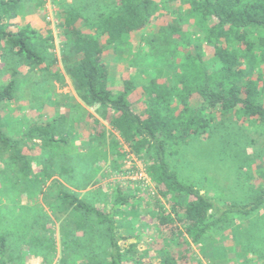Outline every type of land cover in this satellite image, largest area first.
Segmentation results:
<instances>
[{
  "label": "trees",
  "instance_id": "trees-1",
  "mask_svg": "<svg viewBox=\"0 0 264 264\" xmlns=\"http://www.w3.org/2000/svg\"><path fill=\"white\" fill-rule=\"evenodd\" d=\"M33 1L0 0V76L10 74L0 83V103L25 90L33 82L32 73L46 71L60 77L54 69L58 58L51 28L37 27L30 17L21 15L22 8ZM172 1L111 0L97 15L74 6L61 13L58 23L60 59L83 111L93 119L94 137L103 141L107 133L89 110L106 119L146 162L159 196L169 201V210L158 217L164 240L169 242L161 250L160 264L185 263L184 248L190 250L191 243L224 227L233 217L250 215L264 206V189L245 203H215L195 184L182 181L170 163L192 136L207 138L218 117L264 123V0H184L185 10L175 15L168 10ZM162 8L171 15L167 25L142 42L149 56L172 64L174 77L161 70L143 85L142 96L135 98L137 85L131 76L121 86H113L101 38L106 37L107 46L122 47L153 23ZM191 22L204 23L202 40L191 37L185 27ZM205 43L212 64L205 57ZM196 98L199 105L194 104ZM70 122H75L73 114H57L32 123L16 138L4 130L0 119V159L8 158L6 162L11 160L13 165L19 161L15 171L41 190L50 181L43 194L45 208L40 205L39 210L21 214L14 208L0 210V264H31L28 253L39 256L40 264H52L55 222L63 247L57 264H157L145 260L149 249L142 233H123L128 225L125 211L136 196L121 192L110 200L101 194L102 189L82 195L67 187L96 184L94 164L102 155L98 150L68 153L75 138ZM37 147L45 151L38 171L29 163L35 160L28 158ZM116 153L125 156L121 148ZM1 167L2 172L5 164ZM171 195L177 198L169 200ZM96 200L103 201L97 205Z\"/></svg>",
  "mask_w": 264,
  "mask_h": 264
},
{
  "label": "rangeland",
  "instance_id": "rangeland-1",
  "mask_svg": "<svg viewBox=\"0 0 264 264\" xmlns=\"http://www.w3.org/2000/svg\"><path fill=\"white\" fill-rule=\"evenodd\" d=\"M109 1L111 0H34L22 8L21 15L30 17L37 27L51 28L58 58L54 69L58 70L60 77L49 76L46 71L32 73L33 82L28 83L25 90L10 102L0 103V119L4 130L18 138L38 120H49L57 114H73L75 122H70L68 128L75 138L70 143L68 153L78 155L88 150H93L94 153L98 150L102 151V155L94 164L95 178L98 180L96 184L84 188L66 184L67 187L82 195L102 189L101 194L108 196L110 200L121 192L124 195L136 196L127 212L125 211V224L128 225L123 229V233H142L146 248L149 249L145 260L152 259L160 264L158 260L162 254L161 250L167 248L169 242L164 240L165 233H162L158 225V217L165 210H169V201L159 196L148 175L146 162L130 150L129 144L123 141L106 119L89 110L93 117L100 118L107 133L103 141L94 137L93 119L83 111L84 105L77 97L73 83L65 73L60 59L62 44L58 23L61 13L77 6L83 8L87 15H97ZM184 4V0H174L168 10L172 15L181 10L183 13ZM170 17L171 15L162 8L153 23L119 48L107 46L106 37L102 36L101 40L106 44L105 57L111 69L113 86H121L123 79L131 76L137 85L134 95L137 98L142 96L143 85L161 70L173 79L175 70L172 64L163 58L149 56L148 48L142 42L148 34L160 32ZM185 27L194 40L203 39L204 23L197 25L191 22ZM207 46L205 43V57L211 63ZM22 72L26 74L27 68H22ZM8 78L10 74L1 75L0 83L2 79ZM79 104L80 106H77ZM194 104L199 105L198 98L194 100ZM117 147L125 153L122 158L116 155ZM44 154L45 151L37 147L32 150V157L28 156L30 160H35L29 163H32L31 166H35L37 171ZM4 160L3 162L0 159V169L5 164V170L0 171V210L9 211L14 208L16 213L21 214L33 209L39 210L40 205L45 208L43 194L50 181H47L41 190L38 184L23 179L21 173L15 171L20 168L19 161L13 165L11 160L6 162L8 158ZM170 163L182 181L195 184L215 203H245L264 189V123L253 119L238 122L218 117L207 138L192 136L190 141L181 145L178 153L170 158ZM53 193L56 194L57 190L53 189ZM176 198L171 195L169 200ZM102 201L96 200L95 203L100 205ZM145 222L149 225L145 226ZM52 227L56 253L51 261L52 264H57L63 247L59 223L55 222ZM183 250H187L183 260L188 256L183 264H264V206L250 215L233 217L224 227L214 228L204 239L191 243L190 250ZM183 250L179 249V252ZM27 258L31 264L42 262L37 255L28 253Z\"/></svg>",
  "mask_w": 264,
  "mask_h": 264
},
{
  "label": "built area",
  "instance_id": "built-area-1",
  "mask_svg": "<svg viewBox=\"0 0 264 264\" xmlns=\"http://www.w3.org/2000/svg\"><path fill=\"white\" fill-rule=\"evenodd\" d=\"M147 177V176H146Z\"/></svg>",
  "mask_w": 264,
  "mask_h": 264
}]
</instances>
